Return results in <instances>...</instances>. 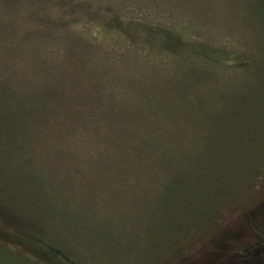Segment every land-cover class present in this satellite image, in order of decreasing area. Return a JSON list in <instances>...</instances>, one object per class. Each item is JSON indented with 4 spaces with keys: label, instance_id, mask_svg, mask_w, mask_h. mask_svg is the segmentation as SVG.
<instances>
[{
    "label": "rangeland",
    "instance_id": "1",
    "mask_svg": "<svg viewBox=\"0 0 264 264\" xmlns=\"http://www.w3.org/2000/svg\"><path fill=\"white\" fill-rule=\"evenodd\" d=\"M0 176V264L70 229L78 264H264V0H0Z\"/></svg>",
    "mask_w": 264,
    "mask_h": 264
},
{
    "label": "trees",
    "instance_id": "2",
    "mask_svg": "<svg viewBox=\"0 0 264 264\" xmlns=\"http://www.w3.org/2000/svg\"><path fill=\"white\" fill-rule=\"evenodd\" d=\"M51 108L52 105H49ZM55 106V104H54ZM56 108V106H55ZM49 109V107L46 106H42V110H44L43 112H47ZM52 121V120H51ZM59 124V128H62L64 130H69L72 128V126H74L75 128L77 127H81L82 126V121L81 120H76V122L74 123L72 120L66 118L64 119H60V121L57 122V125ZM51 126V125H50ZM97 138H100L99 136H97ZM101 138L104 139V147H107V149L110 151L112 150H119L121 152H123V159H128L129 161L132 162L133 165H139L141 166L142 163L147 162L145 160L148 159H153L156 162H165L167 160V156L166 153L163 151V149H160L156 146L160 145L161 141V137L159 135H155V134H151V135H146V134H140V133H110L107 135L102 136ZM100 140V139H99ZM99 142H102V140H100ZM111 148V150L109 149ZM125 150V151H124ZM152 153H151V152ZM150 154V157H146L147 154ZM151 154H154L153 156ZM112 158L114 160H116V158L111 155ZM130 164V165H132ZM8 179L3 178V181H1L2 177L0 176V184L1 185H6V187L4 186V190H0V206L3 204L7 203L9 204V206H4L7 210H12V209H16V208H11L12 205H10V201L8 200L10 198L9 194H4L6 191H8L10 189L13 190V188L11 189L10 184L8 183V180H12L11 178L7 177ZM6 181V182H5ZM2 210V208L0 209V211ZM49 213H53V211H48ZM71 213H67L66 215H64L65 222L63 220H61V223L56 222L55 220H52L51 222L54 223L57 227H59V224H62L66 227H68L70 229V226H75V222L78 224L76 217H74L73 215H70ZM2 221V219H0ZM66 220H73V223H68ZM3 222V221H2ZM43 223V220H42ZM41 224V223H40ZM84 223H82L81 225L83 226ZM25 225V230L26 231H30L31 228L30 226L32 225L31 222L30 223H25L23 224ZM79 225V226H81ZM10 230V229H9ZM56 228L52 227V231L53 233L57 234L56 232ZM87 231V230H86ZM61 234H59L57 237L56 236H45L44 237H40L39 235H37L36 233H33V236H38V238H40L41 241L39 242H34V241H30L27 239H18L15 235H14V231L10 230L9 233L7 234V237L9 240L11 241H18L20 240V245L21 247H25L24 249H26L27 251H32L36 253L37 256V261L36 263L31 262V264H78L77 263V258H75V256H72V252L69 250L68 246L66 245L68 242L72 241L73 244L76 242L77 237L75 236V234L70 230H66V231H62L61 230ZM5 236V234H1V236ZM6 237V236H5ZM47 243H46V242ZM64 241H67L64 244ZM57 243H61L65 245V251H64V255L61 256H57L54 251L59 249V245ZM0 244L4 245L7 247V245L5 243H3L0 239ZM21 255L24 258V262L27 259L26 254H23V251L20 252ZM5 256L8 257L9 261L11 262V260H14L15 257V252L13 250L7 248L5 250V252L3 253V255H0V257L4 260H6ZM12 260V261H13Z\"/></svg>",
    "mask_w": 264,
    "mask_h": 264
},
{
    "label": "crops",
    "instance_id": "3",
    "mask_svg": "<svg viewBox=\"0 0 264 264\" xmlns=\"http://www.w3.org/2000/svg\"><path fill=\"white\" fill-rule=\"evenodd\" d=\"M41 223H42V220H41ZM68 244H70V243H68ZM70 245H72V244H70Z\"/></svg>",
    "mask_w": 264,
    "mask_h": 264
}]
</instances>
